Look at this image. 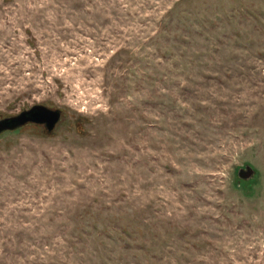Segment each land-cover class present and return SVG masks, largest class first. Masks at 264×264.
Returning <instances> with one entry per match:
<instances>
[{
	"label": "rangeland",
	"instance_id": "obj_1",
	"mask_svg": "<svg viewBox=\"0 0 264 264\" xmlns=\"http://www.w3.org/2000/svg\"><path fill=\"white\" fill-rule=\"evenodd\" d=\"M34 104L0 264H264V0H0V120Z\"/></svg>",
	"mask_w": 264,
	"mask_h": 264
},
{
	"label": "water",
	"instance_id": "obj_2",
	"mask_svg": "<svg viewBox=\"0 0 264 264\" xmlns=\"http://www.w3.org/2000/svg\"><path fill=\"white\" fill-rule=\"evenodd\" d=\"M61 117V111L51 109L41 104H34L31 108L19 112V115L5 117L0 120V131L5 129H15L19 125L35 122L45 126L47 132L52 131ZM253 168L248 166L246 169H240L238 175L242 178H250Z\"/></svg>",
	"mask_w": 264,
	"mask_h": 264
}]
</instances>
